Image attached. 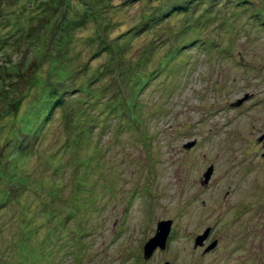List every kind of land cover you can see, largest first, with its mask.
Here are the masks:
<instances>
[{"label":"rangeland","instance_id":"rangeland-1","mask_svg":"<svg viewBox=\"0 0 264 264\" xmlns=\"http://www.w3.org/2000/svg\"><path fill=\"white\" fill-rule=\"evenodd\" d=\"M167 1L0 0V264H31L33 258L50 264L46 256L57 239L59 248L52 256L56 264H261L264 216L260 220L257 215L264 213L259 212V204H264L263 30L246 26L243 39L232 45L234 58L219 61V66H209L204 53L188 49L184 55L199 56L198 66L182 70L174 65L175 71L166 69L142 88L135 100L145 104L159 102L163 93L170 95L157 118L143 115L148 130L157 133L149 146L136 140L137 132L117 134L113 125L114 132L105 134L98 125L88 130L89 122H98L96 116L102 114L99 105L87 118L79 114L84 98H95L77 97L71 76L81 68L99 65L100 70L107 61L96 59V40L90 41L94 33L88 22L77 20L88 16L89 7L104 24L120 21L118 28L125 33L116 40L126 48L122 38L142 27L152 30L142 28L131 40L127 61L133 71H140L134 65L154 34L166 39L158 57H173L188 38L182 39L180 31L197 22L199 12L191 11L165 16L160 11L161 19L152 21ZM254 8L264 10V0H245L237 10L249 21L247 14ZM216 25L215 38L225 45L243 28L232 33ZM235 58L245 65L239 67ZM166 75L164 87L158 82ZM50 80L59 85L68 111L57 108L46 121L41 111L52 98ZM190 141L197 143L185 148ZM87 159V168L80 167L78 175L87 187L74 191L78 181L72 180V170ZM212 166L214 173L204 186L201 180ZM78 195L93 205L85 217L83 212L69 221L67 212ZM249 203L253 208L240 214ZM164 219L174 221L167 247L146 260L144 244ZM97 223L103 225L91 231ZM208 227L214 229L213 238L223 242L205 254L204 247H195V238ZM82 230L89 232L83 240ZM67 235L74 240L70 246L64 244ZM238 239L244 242L234 253L231 248ZM255 241L259 259L248 257ZM42 245H49L43 255ZM68 250H76L78 259L72 252L71 259L61 261Z\"/></svg>","mask_w":264,"mask_h":264},{"label":"trees","instance_id":"trees-1","mask_svg":"<svg viewBox=\"0 0 264 264\" xmlns=\"http://www.w3.org/2000/svg\"><path fill=\"white\" fill-rule=\"evenodd\" d=\"M244 4L245 0H168L164 4H161V8L164 9H159L157 13L152 17V21L157 22L161 19L159 17L160 11L163 12L164 16L174 13L184 14L185 11H188V13H190L191 11V13L199 12V14H195L194 16L195 20L197 18V22L190 25L189 23H187L183 30L180 31L179 35H181L182 39L186 37L188 38L183 43L184 47H181L179 50H177L176 55L173 57H170V55H163L162 57H158L159 52L163 50L160 49V47L162 46V44L163 47L166 45V39L164 37L162 39H158L156 36L159 33L154 34V36L151 37V42L148 47L140 51L138 60L134 65L136 67L138 66V69L140 71H133L132 67L129 65V61H127V57L131 54L130 51L133 48V41L131 40H134L138 37L137 33L142 31V28H146L142 27L139 30L136 29L129 35L122 38L126 39L125 41L128 42V46L126 48L122 46L123 44H120V42H118L119 40H116L118 39V37L125 33L118 28V24L121 22L111 21L104 24L100 20V17L97 15V13L90 12V9L88 7V9L86 10V12H88V16H81V18H79L77 21L81 20L88 22V26L94 33V35L90 37V41L93 42L96 40V42H99V44L93 42L95 46H98L99 50L96 53V59L104 58L105 61H107L105 64L101 65L102 68L100 70H98L99 65L91 70L81 68L76 75H72V78H70L71 85L73 84L72 88L76 90L77 97L86 94V96L95 98V100L93 101H89L88 99H86V97L84 98L82 104L80 105V108L78 109L80 115H82L84 118H87L91 113L89 111L93 107H95L94 105H99V107H102V114H97L96 116L98 122L93 120L90 121L88 130L98 125V131L102 134H105V132L108 130L113 131L111 129V125H113V127L115 128L114 131L117 134L122 133L123 135L128 132H137V136H134L136 140L141 142L144 146H149L147 143L154 140L157 133L155 130H148L149 121L147 118H144L143 120V115L145 114V117L149 115V117L151 116V118H157L158 112H160V110L164 111L166 105L165 103L169 100L170 95L163 93L159 97V102L155 101L154 103L145 104L140 100H135L138 95H141L139 92L143 87H146L153 81H156V79L161 76L166 69L175 71L173 68L174 65H179L182 70L189 69L192 66H198L199 64L195 60H197L199 56L186 57L184 55V53H186L188 49L194 48L195 50L197 49L199 52L201 51L202 53H204V63H207L209 66H219L220 64H217L220 63L219 61H229L233 59L234 51L232 49V45L240 42L239 39H243V31L246 26L247 28H249L248 26H250L251 30H255L256 28L264 31V10H260L259 8L251 9V12L247 14L249 17V21H246L240 14L242 12L237 10L238 7H241ZM246 6L250 7V4H247ZM221 10L225 11L221 13ZM216 24H219V26L223 27V30H225L226 32L232 33L237 27L243 28L233 34L235 41H233L232 39H228L229 44L225 45L222 43V39L220 40L215 38L214 34L218 31V26ZM102 26L105 27L103 30L101 29ZM199 26L200 28H198ZM212 26H214L215 31L211 28ZM146 30L147 33H151L152 31L149 29ZM115 34H117V37L114 38ZM54 35V37H57L56 34ZM131 35L135 36L131 37ZM249 39H252L253 41V38ZM137 51L138 50H136V52ZM92 54H94V51L91 53V55ZM174 60H176L175 64ZM201 61H203L202 58ZM242 62L244 63V60L242 58H235V64H237L241 68L243 67V65H245ZM141 71L144 72V76L140 75ZM182 72L183 71L179 72L177 75H181ZM168 76L169 75L162 77L158 83L164 87H167ZM53 83L55 82H51L50 80V89L52 92L49 93V97L52 98L51 100H49V103H46L47 109L44 111L46 112L45 115L44 112L41 111L44 120L46 121L50 117L54 116L57 108H62L61 110H65L66 112L68 111V107L63 98V95L58 92L59 90H61L59 88V85L58 87H56L51 85ZM100 88L103 89L99 95H97V93H94V90L98 91ZM173 88L175 90V87ZM143 107L145 112H143ZM74 108L76 107L73 106V109ZM86 129L87 128H84V130L82 131L84 132ZM76 142L78 141L73 140V143ZM70 146H74V144L71 143ZM90 159L92 160V157ZM88 163L89 162L87 159L86 162H82L78 164V166L75 164V168L72 170V180L74 182H78L76 183L77 185L75 186L74 191L79 192L80 189L87 187L86 184L83 185L81 180L78 179V175L80 172V167L84 169V166L86 167ZM83 172L85 171L83 170ZM106 176L110 178V174H106ZM104 179L105 178H103V180ZM99 181V179L94 181L89 185V188H92L93 186L98 184ZM151 196H154V193H152ZM92 205L93 203L90 201V198L78 195L75 199V206L67 212L68 217H70L69 221H71L72 219L74 220L75 218V220H77L78 215L83 212L85 217L86 212L89 211ZM102 225L103 224L97 223L90 226L89 228L91 229V231H97L99 228H101ZM51 232L54 233L53 230H51ZM59 233L60 237L63 238L65 235L63 230H59ZM81 233V240L89 235V232L87 230H82ZM74 234L75 233H73V237ZM44 241L47 240L44 239ZM56 241L57 243L53 244L52 250H50L48 255L46 256V260L48 262H51L50 264H56V259H53L52 256H54L56 251L58 250V243H60V240L57 239ZM72 241L74 240H70L69 235L64 238V244L66 246H70ZM48 246L42 245V255L43 251L47 249ZM85 248L86 247L79 250V258L81 259L84 255ZM72 252L75 259L77 260L78 252L76 250H72ZM72 252L68 250V252L63 254L61 256V261L65 259L66 256H70L71 259ZM259 260L262 261L261 264H264L262 259ZM23 263L24 262H21L20 264ZM39 263V259L36 260L33 258L31 264Z\"/></svg>","mask_w":264,"mask_h":264},{"label":"water","instance_id":"water-1","mask_svg":"<svg viewBox=\"0 0 264 264\" xmlns=\"http://www.w3.org/2000/svg\"><path fill=\"white\" fill-rule=\"evenodd\" d=\"M244 101V100H243ZM240 102L235 103L236 105L242 104ZM194 145H196V141L189 142L185 145L187 148H192ZM214 172V167L212 166L208 172L205 174V178L203 180V184H208L211 176L213 175ZM173 221L172 220H161L158 223L157 226V233L155 236H153L151 239L147 241V243L144 246V257L145 259H149L155 250L158 249V247L165 249L166 244H167V239L168 236L171 232ZM210 228H208L203 235H200L196 239V246L203 245L204 241L207 239L209 233H210ZM217 245V241H214L206 251H209L211 249H214ZM165 264H170V262H166Z\"/></svg>","mask_w":264,"mask_h":264},{"label":"flooded vegetation","instance_id":"flooded-vegetation-1","mask_svg":"<svg viewBox=\"0 0 264 264\" xmlns=\"http://www.w3.org/2000/svg\"><path fill=\"white\" fill-rule=\"evenodd\" d=\"M259 206H261L260 208H259V212H264V204H262V203H260L259 204ZM246 209H239L240 210V214H242L243 213V211H245V213H247L251 208H253V205L251 204V203H249V204H247L246 205ZM258 212V213H259ZM263 216H264V213H259L258 215H257V217L260 219V220H262V218H263ZM260 225H261V227H262V229H263V232H262V240H261V242L259 243V244H261V245H263L264 244V227H263V225L260 223ZM209 228V227H208ZM211 228V231H210V233H209V235H208V237H207V239H206V245H209V244H211V242H210V237L211 238H213L214 236H213V231H214V229H212V227H210ZM250 236H252V234L250 235ZM212 240H214V241H218V245L216 246V248L214 249V250H216V249H218V248H220L221 247V244H222V242H223V239L221 238V239H218V238H213ZM238 244L234 247V248H231V250L235 253V252H238L239 250H241V246H242V244H243V242H244V240H240V239H238ZM257 247H258V245L256 244V241L254 242V244H252V247L250 248V253L248 254V257H253V256H255V257H257L258 258V256H257V253H256V249H257ZM262 259V258H261Z\"/></svg>","mask_w":264,"mask_h":264}]
</instances>
